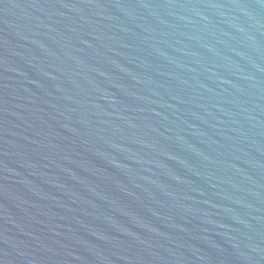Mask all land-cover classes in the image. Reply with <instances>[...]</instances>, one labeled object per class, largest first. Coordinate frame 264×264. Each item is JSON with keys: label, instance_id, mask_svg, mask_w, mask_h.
Masks as SVG:
<instances>
[{"label": "water", "instance_id": "1", "mask_svg": "<svg viewBox=\"0 0 264 264\" xmlns=\"http://www.w3.org/2000/svg\"><path fill=\"white\" fill-rule=\"evenodd\" d=\"M0 264H264V0H0Z\"/></svg>", "mask_w": 264, "mask_h": 264}]
</instances>
